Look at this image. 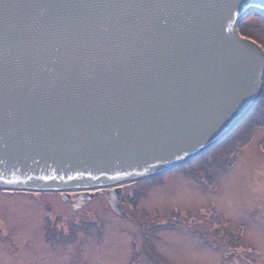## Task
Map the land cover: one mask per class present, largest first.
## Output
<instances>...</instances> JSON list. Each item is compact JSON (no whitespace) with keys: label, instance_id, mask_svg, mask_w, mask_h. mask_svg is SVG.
<instances>
[{"label":"water","instance_id":"95a60500","mask_svg":"<svg viewBox=\"0 0 264 264\" xmlns=\"http://www.w3.org/2000/svg\"><path fill=\"white\" fill-rule=\"evenodd\" d=\"M264 0H0V189L105 190L181 167L245 120Z\"/></svg>","mask_w":264,"mask_h":264},{"label":"rangeland","instance_id":"374dc122","mask_svg":"<svg viewBox=\"0 0 264 264\" xmlns=\"http://www.w3.org/2000/svg\"><path fill=\"white\" fill-rule=\"evenodd\" d=\"M262 20L261 12H250L240 24L258 34L264 51ZM262 87L242 129L262 119L264 80ZM241 128L183 167L120 186L125 216L105 195L76 208L57 193L7 194L0 218L9 223L10 235H24L15 249L5 244L7 264L21 257L23 264H154L148 254L160 264H264V123L230 166L220 162L207 181L202 171L204 163L229 159ZM191 170L198 179L184 175Z\"/></svg>","mask_w":264,"mask_h":264},{"label":"flooded vegetation","instance_id":"af4514ba","mask_svg":"<svg viewBox=\"0 0 264 264\" xmlns=\"http://www.w3.org/2000/svg\"><path fill=\"white\" fill-rule=\"evenodd\" d=\"M42 193H57L60 196V199L62 200V202L68 203L70 205V207H74V201L76 200V198H77V196L79 194L78 192L71 191L70 193L65 194L63 196V194L61 192L60 193H58V192H51V191H49V192H40V191L39 192H25V191H22V190L15 191V190H8V189L7 190L0 189V196H1L0 197V202H2V200L4 199V197L7 196V194H11V195H15V194L17 195V194H19V195H25V196H34V195H39V194H42ZM92 193L95 194L92 197V199L93 198H97L99 195H102V196L105 195L107 197V199H108V195H107V193H106L105 190H103V192L102 191L101 192L100 191H90L89 192V194H92ZM91 201L92 200H89L85 204H88ZM49 209H50V207H47L46 208L47 211ZM75 210H77V209H75ZM50 215L51 214H49L47 212V217L48 218L46 217V219H49L50 220L51 219ZM8 225H9V223H6V221H4L3 219L0 218V243H1L0 244V252L3 253V254H0V256L2 255L0 257V261L1 262H4L5 264H7V262H9V259H10L9 258L10 257L9 255L11 254L9 252V249H6L5 248V244H8V245L10 244V247L12 249L14 247V249H15L16 245H18L19 242H21V240L24 237L23 234H21L19 237H18L19 234H17V236L15 234H13V236H12V234L10 235L9 234L10 228H9ZM21 252L24 253V252H28V251L21 250ZM21 261H22V264H23L25 262V259H22V257H21V260L17 264H21Z\"/></svg>","mask_w":264,"mask_h":264},{"label":"trees","instance_id":"16d2710c","mask_svg":"<svg viewBox=\"0 0 264 264\" xmlns=\"http://www.w3.org/2000/svg\"><path fill=\"white\" fill-rule=\"evenodd\" d=\"M260 22L264 26V21L262 20ZM240 23L241 22L239 21V24ZM238 30H239L238 32H240L241 35L247 36V37L253 39L255 42L260 43L259 42V36H258V34H255L252 31H248L246 27L244 28V25L239 26L238 27ZM261 108H262V111H264V103L262 104ZM251 115L252 114H250L249 116H251ZM263 123H264V114L262 113V119L260 120V122H258V123L256 122V123H254L252 125H249L248 128H243V129L241 128L242 127L241 126L242 124H240L238 128H241V129H238L239 132H237L236 134H234V136H233L234 138L233 137H228V139L233 138L231 140V142L235 141L234 142V145L229 149V153H228L229 159H224V160L222 159L219 162L218 161H213L212 163H209V164H205L204 163L203 168H202V171H203V175L206 177V178H204L205 181H207V179H209V177H210L209 176L210 174H209L208 171L211 170L212 168H214L215 166L218 167L220 162H222L223 164H227L228 166H230V164H232L234 162V160L236 158V155H237L238 150L240 149V147L243 146V145H245V144H247L249 142V140H250V138H251V136L253 134V131H254L253 129H255L256 126L262 125ZM232 134L233 133H231V136H232ZM220 143H225V142L224 141H221ZM200 158H202V157H200ZM200 158H198V159H200ZM203 161H206V160L203 159ZM183 166H185V165H183ZM183 166H181V167H183ZM184 175H186V176L188 175V176H191V177H195L196 179H198V177H199V176H196L195 173L192 170L191 171H187V173L185 172ZM180 213L181 212H179V211L175 212V214L177 215V217H179ZM186 215H187V213H186ZM236 237H238V236L236 235ZM152 257L153 256H151V255L148 254L147 255L148 261H150V262H152L154 264H160V262H157V261L153 260Z\"/></svg>","mask_w":264,"mask_h":264},{"label":"bare ground","instance_id":"6f19581e","mask_svg":"<svg viewBox=\"0 0 264 264\" xmlns=\"http://www.w3.org/2000/svg\"><path fill=\"white\" fill-rule=\"evenodd\" d=\"M243 19V18H242ZM240 21V20H239ZM243 36V35H242ZM245 37V36H244ZM247 37V36H246ZM249 38V37H248ZM251 39V38H250ZM252 41L255 43V44H258L257 42H255L253 39H252ZM260 45V44H259ZM261 46V45H260ZM261 48H262V46H261ZM263 50V49H262ZM237 129V128H236ZM120 189V188H119Z\"/></svg>","mask_w":264,"mask_h":264}]
</instances>
